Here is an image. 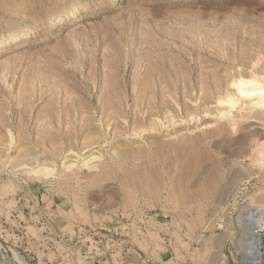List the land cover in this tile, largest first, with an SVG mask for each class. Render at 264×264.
<instances>
[{"label": "rangeland", "instance_id": "1", "mask_svg": "<svg viewBox=\"0 0 264 264\" xmlns=\"http://www.w3.org/2000/svg\"><path fill=\"white\" fill-rule=\"evenodd\" d=\"M14 34L8 48L2 41ZM0 42V246L12 217L23 219V206L38 202L67 238L76 235L74 225L102 238L117 221L152 217L154 242L125 245L133 249L123 264H139L136 252L148 264L161 260V237L172 238L176 254L192 264H237L241 254V264H249L241 227L251 207L264 211V110L242 111L248 120L235 127L219 121L217 110L236 90L235 75L264 81V0H0ZM93 157L100 160L81 167ZM46 163L52 174H30Z\"/></svg>", "mask_w": 264, "mask_h": 264}, {"label": "built area", "instance_id": "2", "mask_svg": "<svg viewBox=\"0 0 264 264\" xmlns=\"http://www.w3.org/2000/svg\"><path fill=\"white\" fill-rule=\"evenodd\" d=\"M30 210H36L40 216L31 218ZM22 211L23 214L27 213L26 217L21 219L18 214L13 216L9 229L2 231L5 234L4 237L1 235L5 248L3 245L0 246V264H19L14 254L23 260L25 264H85L79 259V255L86 260V264H123L127 253L131 255L130 252L133 249L131 247L124 249L125 245H132L131 243H135V241L142 242L144 239L153 243V236L154 234L157 235L156 227L152 223V217H150L151 221H149L142 214L140 217L141 221H137L136 224L133 221V223L117 221L113 226H109L113 230L106 229V234H103L102 238H97L99 233L94 234L92 230L86 232L83 227L75 225L73 229H77L76 235L73 238H67L54 220L44 210L40 209L38 202L31 207L23 206ZM130 216L128 214L127 219ZM236 221L238 224V220ZM120 222L121 224L115 226ZM244 224L243 222L242 225ZM30 228H33V230H30ZM117 229H122L121 231L125 235L118 234ZM130 230L133 231L129 232ZM255 231L259 242L258 245L263 251L262 256L264 258V211L263 215L258 218ZM158 235L161 236L160 232ZM160 243L167 247V250L161 255V260L155 264H192L189 256L186 257L181 252L176 254L172 238L169 237L168 240L167 237H161ZM82 250H86V256L82 253ZM136 253L139 255V264H148L150 262V258L146 254ZM236 254L239 256L238 253ZM242 256L241 254L237 264H241Z\"/></svg>", "mask_w": 264, "mask_h": 264}, {"label": "bare ground", "instance_id": "3", "mask_svg": "<svg viewBox=\"0 0 264 264\" xmlns=\"http://www.w3.org/2000/svg\"><path fill=\"white\" fill-rule=\"evenodd\" d=\"M87 4V3H86ZM88 9V8H87ZM168 18V17H167ZM170 22V21H169ZM212 22V21H211ZM45 23V22H44ZM199 23V22H198ZM197 23V24H198ZM169 24V23H168ZM174 24V23H173ZM173 24H171V25H173ZM199 25V24H198ZM173 26H175V25H173ZM180 27H182L181 25H179ZM186 27V26H185ZM184 27V28H185ZM12 30H15V29H12ZM23 30V29H22ZM148 30V29H147ZM29 31V30H28ZM152 31V30H151ZM168 31V30H167ZM184 31V30H183ZM191 31V30H190ZM205 31H207V30H205ZM14 32V31H13ZM143 32H144V29H143ZM149 32V31H148ZM147 32V33H148ZM169 32V31H168ZM189 32V31H188ZM187 32V33H188ZM31 33V32H30ZM150 33V32H149ZM184 33H186L185 31H184ZM186 33V34H187ZM191 32H189L188 34L189 35H191L192 36V33L190 34ZM248 33V32H247ZM141 34L143 35V33L141 32ZM144 34H145V32H144ZM187 34V35H188ZM213 34H214V32H213ZM217 34V33H216ZM222 34V33H221ZM167 35V34H166ZM169 35H171V34H169ZM194 35V34H193ZM236 35V34H235ZM145 36V35H144ZM157 36V35H156ZM155 36V37H156ZM180 36V35H179ZM179 36H177L178 38V40H180L181 38L179 37ZM190 36V37H191ZM199 36H200V34L196 37L197 38V40H199ZM204 36V35H203ZM232 36V35H231ZM159 37V36H158ZM172 37H173V35H172ZM193 37V36H192ZM229 37V36H228ZM227 37V38H228ZM19 38V34H14V35H11L10 37H8V38H6L4 41H2V43L5 45V46H9V45H11V44H13L17 39ZM149 38V37H148ZM180 38V39H179ZM217 38V37H216ZM216 38H215V44H214V42H213V44H214V46L217 44V48H218V46H219V43L217 42L218 40H216ZM222 38V37H221ZM24 39V38H23ZM160 39V38H159ZM184 39V38H183ZM182 39V40H183ZM186 39V38H185ZM185 39H184V42H185ZM194 39H195V36H194ZM204 39V38H203ZM255 39V38H254ZM28 40V39H27ZM27 40H25V41H27ZM165 40V39H164ZM187 40V39H186ZM189 40V39H188ZM201 40V39H200ZM166 41H167V39H166ZM194 41V40H193ZM204 41V40H203ZM214 41V40H213ZM224 41V40H223ZM233 41V40H232ZM235 41V40H234ZM233 41V42H234ZM257 41V40H256ZM164 42V41H163ZM201 42V41H200ZM207 42V41H206ZM221 42V41H220ZM1 43V42H0ZM19 43V42H18ZM173 43V42H172ZM188 45H189V42L187 41L186 42ZM185 44V43H184ZM165 45V44H164ZM172 46H174L173 44H171ZM207 45H210V44H207ZM229 45V44H228ZM7 46V47H8ZM168 46H169V43H168ZM168 46H166V47H168ZM176 46V45H175ZM198 46V45H197ZM206 45H204V47H205ZM213 46V47H214ZM221 46V45H220ZM156 47H157V44H156ZM177 47V46H176ZM9 48V47H8ZM202 48V47H201ZM207 48V47H206ZM222 48V47H221ZM220 48V50H222ZM169 49H170V47H169ZM184 49H186V47L184 48ZM193 49V48H192ZM205 49V48H204ZM216 49V48H215ZM156 50V49H155ZM199 50V49H198ZM225 50V49H224ZM170 51V50H169ZM176 51H178V50H176ZM186 51H189V50H186ZM151 52V51H150ZM158 52H159V49H158ZM192 52V51H191ZM197 52V51H196ZM195 52V53H196ZM204 52V51H203ZM161 53V52H160ZM170 53V52H169ZM201 53V52H200ZM218 53V52H217ZM155 54V56H156V54H157V57L156 58H158V56H159V54L157 53V51H156V53H154ZM171 54V53H170ZM173 54V53H172ZM175 54H177V53H175ZM174 55V54H173ZM172 55V56H173ZM261 55V54H260ZM194 56V55H193ZM195 56H196V54H195ZM226 56V55H225ZM239 56V55H238ZM259 56V55H258ZM190 57H191V55H190ZM197 57V56H196ZM152 58V57H151ZM161 58H163L162 56H161ZM170 58V57H169ZM181 58H182V56H181ZM180 58V59H181ZM187 58V57H186ZM222 58V57H221ZM234 59H236V58H234ZM262 59H264V57L262 58ZM261 59V60H262ZM150 60V59H149ZM158 60H159V58H158ZM161 60V59H160ZM181 60H183V59H181ZM190 60H191V58H190ZM195 60H197L196 58H195ZM201 60V59H200ZM260 60V59H259ZM260 60V61H261ZM178 61H179V59H178ZM253 61V60H252ZM263 61V60H262ZM261 61V62H262ZM190 62H192V61H190ZM193 62H194V60H193ZM218 62V61H217ZM147 63H149V62H147ZM162 63H164V62H162ZM182 63H184V61L182 62ZM181 63V64H182ZM199 63V62H198ZM156 64V63H155ZM165 64V63H164ZM178 64V63H177ZM220 64V63H219ZM237 64V63H236ZM261 64H263V63H261ZM143 65V64H142ZM167 65V64H166ZM222 65V64H221ZM257 65V64H256ZM254 66V67H256V69L255 70H252V68H253V66L251 65V67L252 68H250L251 69V71L253 72V71H256L257 70V67H258V65L257 66ZM264 65V64H263ZM139 66H141V65H139ZM147 66V65H146ZM155 66H158V65H155ZM162 66L164 67V65L162 64ZM211 66V65H210ZM171 67V66H170ZM146 68V67H145ZM148 68V67H147ZM156 68V67H155ZM159 68V67H158ZM157 68V69H158ZM166 68V67H165ZM169 68V67H168ZM185 68V67H184ZM196 68V67H195ZM199 68V67H198ZM140 70V69H139ZM155 70V69H154ZM234 70V69H233ZM237 70V69H236ZM249 70V69H248ZM145 71V70H144ZM149 71H150V69H149ZM158 71H160V69L158 70ZM184 71H186V70H184ZM198 71V70H197ZM230 71V70H229ZM140 72V71H139ZM187 72V71H186ZM206 72V71H205ZM222 72V71H221ZM144 74H145V72H143ZM142 73V74H143ZM164 73V72H163ZM169 73H172L171 71L169 72ZM254 73V72H253ZM184 74V73H183ZM196 74V73H195ZM208 74V73H207ZM138 75H140V73H138ZM138 75H136L135 74V76L137 77ZM181 75V74H180ZM211 75V74H210ZM251 75V74H250ZM144 76V75H143ZM185 76V75H184ZM216 76V75H215ZM234 76V75H233ZM256 76V75H255ZM135 77V78H136ZM146 77V76H145ZM145 77H143L144 79H145ZM171 77V79H172V76H170ZM254 77V76H253ZM257 78H255L254 77V79H252L251 78V80H247V78H245V80H244V78L242 79L241 78V76H240V80H236L237 79V77H236V75H235V81L234 82H232V87H234L236 90L232 93H228V94H226L225 95V97H223V98H218L219 100H218V105L220 106V109L219 110H217V108H216V110H217V112H218V114H219V121H221V122H225V123H228V124H230L231 126H233V127H235V125H236V122L238 121H240V119H243V116H241V114H242V111H247V110H254V109H261V110H264V81H262L263 83H260L259 81H260V78H258V76H256ZM182 78H184V77H182ZM194 78V77H193ZM212 78V77H211ZM221 78V77H220ZM68 79V78H67ZM150 79V78H149ZM185 79H187V78H185ZM214 79V78H213ZM222 79V78H221ZM257 79H259V81L257 80ZM175 80H177V79H175ZM200 80V79H199ZM217 80V79H216ZM215 80V81H216ZM231 80H232V78H231ZM234 80V79H233ZM257 80V81H256ZM262 80H264V79H262ZM142 81H144V80H142ZM142 81H140L141 83H139V85L140 86H142L141 84L143 83ZM146 81V80H145ZM171 81H173V79L171 80ZM179 81V80H178ZM187 81V80H186ZM185 81V82H186ZM195 81H196V79H195ZM208 81H210V80H208ZM212 81V80H211ZM174 82V81H173ZM172 82V83H173ZM190 82V81H189ZM220 82V81H219ZM136 83V82H135ZM165 83V82H164ZM164 83H163V85H164ZM167 83V82H166ZM192 83V82H191ZM198 83H199V81H198ZM197 83V84H198ZM213 83H214V81H213ZM221 83V82H220ZM34 84V83H33ZM137 84V83H136ZM175 84V83H174ZM184 84H186V83H184ZM189 84V83H188ZM194 84H196V83H194ZM208 84H210V83H208ZM226 84V83H225ZM117 85V84H116ZM138 85V86H139ZM162 85V86H163ZM204 85V84H203ZM206 85H207V83H206ZM231 85V84H230ZM137 86V85H136ZM144 86V85H143ZM169 86V85H168ZM195 86V85H194ZM201 86V85H200ZM149 87V86H148ZM152 87V86H151ZM160 87H161V85H160ZM166 87V86H165ZM173 87H175V86H173ZM196 87V86H195ZM231 87V86H230ZM135 88H137V87H135ZM140 88V87H139ZM138 88V89H139ZM180 88V87H179ZM206 88V87H205ZM59 89V88H58ZM141 89V88H140ZM148 89V88H147ZM158 89V88H157ZM159 89H161V88H159ZM185 89V88H184ZM212 89V88H211ZM144 90V89H143ZM156 90V89H155ZM167 90V89H166ZM173 90V89H172ZM175 90H177V89H175ZM189 90V89H188ZM213 90V89H212ZM140 91V90H139ZM181 91H183L182 90V88H181ZM193 91H194V89H193ZM204 91V90H203ZM81 92V91H80ZM167 92H168V90H167ZM188 92V91H187ZM211 92V91H210ZM226 92V91H225ZM70 93V92H69ZM195 93V92H194ZM65 94V93H64ZM115 94V93H114ZM134 94V93H133ZM139 95L141 94V93H138ZM144 94V93H143ZM206 94V93H205ZM208 94V93H207ZM68 95V94H67ZM73 95V94H72ZM122 95H123V93H122ZM135 95H137V94H135ZM75 96V95H74ZM147 96V95H146ZM148 96L150 97V93L148 94ZM152 96V95H151ZM169 96H171V95H169ZM196 96V95H195ZM201 96H202V94H201ZM209 96V95H208ZM224 96V95H223ZM65 97V96H64ZM122 97V96H121ZM142 97V96H141ZM155 97V96H154ZM162 97V96H161ZM200 97V96H199ZM203 97V96H202ZM214 97V96H213ZM106 98V97H105ZM142 98H144V97H142ZM153 98V97H152ZM165 98H166V96H165ZM178 98V97H177ZM176 98V99H177ZM192 98H194V97H192ZM197 98V97H196ZM41 99V98H40ZM163 99V98H162ZM173 99V98H172ZM64 100V99H63ZM66 100V99H65ZM142 100V99H141ZM207 100V99H206ZM29 101V100H28ZM119 101H120V99H119ZM159 101V100H158ZM167 101V100H166ZM174 101V100H173ZM197 101V100H196ZM79 102V101H78ZM102 102V101H101ZM112 102H113V100H112ZM170 102V101H169ZM175 102V101H174ZM190 102V101H189ZM195 102V101H194ZM212 102V101H211ZM56 103V102H55ZM59 103V102H58ZM86 103H88V102H86ZM106 103V102H105ZM121 103V102H120ZM126 103V102H125ZM139 103V102H138ZM146 103V102H145ZM209 103V102H208ZM29 104V103H28ZM70 104V103H69ZM136 105H137V103H135ZM162 104V103H161ZM67 105V104H66ZM71 105V104H70ZM74 105V104H73ZM107 105V104H106ZM115 105H117L116 103H115ZM122 105V104H121ZM125 105V104H124ZM151 105V104H150ZM160 105V104H159ZM170 105V104H169ZM179 105V104H178ZM178 105L176 106V107H178ZM188 105V104H187ZM81 106H83V105H81ZM80 106V107H81ZM108 106V105H107ZM192 106H194V105H192ZM191 106V107H192ZM202 106V105H201ZM200 106V107H201ZM204 106V105H203ZM205 106H206V104H205ZM210 106H213V104H211ZM61 107H62V104H61ZM64 107V106H63ZM74 107V106H73ZM79 107V106H78ZM102 107H104V106H102ZM101 107V108H102ZM109 107H110V105H109ZM108 107V110L107 111H109L110 112V108ZM113 108V110H115L114 109V106H112ZM116 107H118V105L116 106ZM143 107V106H142ZM66 108V107H65ZM83 108V107H82ZM118 108H120V107H118ZM138 109H139V107H137ZM202 108V107H201ZM204 108V107H203ZM86 109V108H85ZM125 109H126V107H125ZM145 109V108H144ZM175 109V108H174ZM178 109V108H177ZM194 109V108H193ZM210 109V108H209ZM258 109V110H259ZM62 110V109H61ZM70 110V109H69ZM69 110L67 109V111L69 112ZM120 110V109H119ZM140 110V109H139ZM197 110V109H196ZM199 110V109H198ZM201 110V109H200ZM216 110H214V108H213V111H216ZM59 111V110H58ZM66 111V112H67ZM147 111V110H146ZM186 111H187V109H186ZM185 111V112H186ZM255 111V110H254ZM62 112V111H61ZM67 112V113H68ZM75 112V111H74ZM83 112H85V111H83ZM101 112H102V110H101ZM117 112V111H116ZM115 112V113H116ZM119 112V111H118ZM121 112V111H120ZM142 112V111H141ZM171 112V111H170ZM208 112V111H207ZM257 112H259V111H257ZM60 113V112H59ZM64 113H65V111H64ZM66 113V114H67ZM144 113V112H143ZM173 113V112H172ZM194 113H196V112H194ZM200 113V112H199ZM198 113V114H199ZM209 113V112H208ZM256 113V112H255ZM255 113H254V115H255ZM43 114H45V113H43ZM49 114H51L52 115V113H51V111H50V113ZM57 114V113H56ZM63 114V113H62ZM76 114V113H75ZM83 114H85V113H83ZM83 114H82V116H83ZM103 114H104V112H103ZM138 114V113H137ZM155 114V113H154ZM158 114V113H157ZM174 114V113H173ZM172 114V115H173ZM214 114V113H213ZM217 114V115H218ZM65 115V114H64ZM67 115H69V114H67ZM71 115V114H70ZM88 115V114H87ZM160 115H161V113H160ZM165 115V114H164ZM175 115V114H174ZM209 115V114H208ZM246 115V114H245ZM58 116V115H57ZM66 116V115H65ZM72 116V115H71ZM73 116H75L74 114H73ZM81 116V117H82ZM149 116V115H148ZM189 116V115H188ZM197 116V115H196ZM216 116V115H215ZM251 116V115H250ZM260 116H262V115H260ZM49 117H52V116H50L49 115ZM70 117V116H69ZM68 117V118H69ZM159 117V116H158ZM174 117V116H173ZM186 117V116H185ZM190 117V116H189ZM206 117V116H205ZM208 117V116H207ZM57 118V117H56ZM66 118V117H65ZM64 118V119H65ZM106 118V117H105ZM180 118V117H179ZM200 118V117H199ZM249 118H251V117H249ZM254 118V117H253ZM258 118V117H257ZM260 118V117H259ZM46 119V118H45ZM49 119V118H48ZM52 119V118H51ZM61 119H62V117H61ZM60 119V120H61ZM70 119V118H69ZM150 119V118H149ZM148 119V120H149ZM160 119L162 120V118L160 117ZM188 119V118H187ZM247 119V118H246ZM246 119H243L244 121L246 120ZM84 120V119H83ZM147 120V121H148ZM152 120V119H151ZM159 120V119H158ZM163 120H165V118H163ZM177 120V119H176ZM192 119H190V121H191ZM207 120V119H206ZM248 120V119H247ZM261 120H262V118H261ZM71 121L72 120H70V123L69 124H71ZM77 121V120H76ZM75 121V122H76ZM105 121V120H104ZM154 121V120H153ZM172 121V120H171ZM217 121V120H216ZM215 121V122H216ZM53 122V123H52ZM52 122H51V124H54L55 122L52 120ZM65 122V121H64ZM69 122V121H68ZM73 122V121H72ZM137 122H139V121H137ZM145 122H146V120H145ZM152 122V121H151ZM180 122H182V121H180ZM179 122V123H180ZM201 122H202V120H201ZM204 122V121H203ZM250 122V121H249ZM60 123V122H59ZM58 123V124H59ZM77 123V122H76ZM157 123H158V121H157ZM162 123V122H161ZM165 123V122H164ZM174 123V122H173ZM199 123V122H198ZM212 123V122H211ZM244 123V122H243ZM264 123V122H263ZM69 124H68V126H69ZM115 124V123H114ZM149 124V123H148ZM147 124V125H148ZM166 124V123H165ZM181 124V123H180ZM238 124V123H237ZM241 124H242V122H241ZM66 124H64V126H65ZM80 125V124H79ZM145 125V124H144ZM146 125V126H147ZM156 125H158V124H156ZM164 125V124H163ZM173 124H171V125H168V126H172ZM187 125V124H186ZM225 125V124H224ZM240 125V124H239ZM73 126V125H72ZM88 126V125H87ZM115 126V125H114ZM139 126H141V125H139ZM149 126V125H148ZM152 126V125H151ZM237 126V125H236ZM55 127V126H54ZM66 127V126H65ZM76 127V126H75ZM78 127V126H77ZM150 127V126H149ZM161 126H159L158 128H160ZM196 127V126H195ZM198 127V126H197ZM229 127V129H230V126H228ZM232 127V128H233ZM53 128V127H52ZM72 128V127H71ZM71 128H70V130H71ZM110 128V127H109ZM114 128V127H113ZM137 128V127H136ZM141 128H142V126H141ZM157 128V127H156ZM161 128H163V127H161ZM160 128V129H161ZM182 128L184 129V127L182 126ZM191 128V127H190ZM207 128V127H206ZM214 128V127H213ZM219 128H221V127H219ZM232 128H231V130H232ZM61 129V128H60ZM63 129H65V128H63ZM143 129V128H142ZM151 129V128H150ZM174 129V128H173ZM181 129V128H180ZM179 129V130H180ZM189 129V128H188ZM228 129V130H229ZM234 129H237V127L236 128H234ZM233 129V130H234ZM247 129V128H246ZM255 129V128H254ZM81 130V129H80ZM112 130V129H111ZM114 130V129H113ZM140 130V129H139ZM153 130H154V128H153ZM157 130V129H156ZM162 130V129H161ZM172 130V129H171ZM215 130V129H214ZM214 130H212V131H214ZM218 130H220V129H218ZM231 130H230V132L229 133H231ZM119 131H121V130H119ZM142 131V130H141ZM165 131V130H164ZM167 131H169V129H167ZM166 131V132H167ZM182 131H184V130H182ZM185 131H186V129H185ZM188 131V130H187ZM221 131V130H220ZM41 132V131H40ZM79 132V131H78ZM97 132V131H96ZM113 132H115V131H113ZM112 132V133H113ZM125 132V131H124ZM132 132V131H131ZM134 134H135V136H137L136 134H138L139 132L138 131H135L134 130ZM142 132H144V130L142 131ZM150 132V131H149ZM151 132H153V131H151ZM156 132V131H155ZM176 132H178V131H176ZM196 132V131H195ZM224 132V135H225V132H226V129H225V131H223ZM252 132V131H251ZM122 133V132H121ZM133 133V132H132ZM161 133H163V132H161ZM188 133V132H187ZM205 133V132H204ZM203 133V134H204ZM212 133V132H211ZM221 133V132H220ZM220 133H218L219 135H220ZM235 133V132H234ZM156 134L157 133H155V136H156ZM166 134V133H165ZM191 134V133H190ZM199 134V133H198ZM222 134V133H221ZM233 134V133H232ZM249 134H251L250 132H249ZM256 134V133H255ZM150 135V134H149ZM151 135H152V133H151ZM163 135V134H162ZM170 135V134H169ZM197 135V134H196ZM213 135H216V134H213ZM224 135H222V136H224ZM235 135H236V133H235ZM246 135V134H245ZM244 135V136H245ZM264 135V134H263ZM91 136H95V135H91ZM147 136H148V134H147ZM154 136V135H153ZM153 136H151V137H153ZM154 136V137H155ZM164 136V135H163ZM162 136V137H163ZM179 136V135H178ZM181 136V135H180ZM179 136V137H180ZM191 136V135H190ZM201 136V135H200ZM248 136H250V135H248ZM258 137H259V135H257ZM53 137V136H52ZM68 137V136H67ZM83 137V136H82ZM98 137V136H97ZM97 137H95V139L97 138ZM139 137V136H138ZM160 137V136H159ZM172 137H173V135H172ZM186 137H187V135H186ZM194 137V136H193ZM192 137V138H193ZM207 137H208V134H207ZM211 137V136H210ZM219 137V136H218ZM85 138V137H84ZM87 138V137H86ZM140 138V137H139ZM171 138V137H170ZM177 138V137H176ZM196 138V137H195ZM194 138V139H195ZM203 138V137H202ZM211 138H213V137H211ZM242 138V137H241ZM245 138V137H244ZM252 138V137H251ZM257 138V137H256ZM91 139V138H90ZM93 139V138H92ZM138 139V138H137ZM178 139V138H177ZM186 140H187V138H185ZM198 139V138H197ZM205 139V138H204ZM210 139V138H209ZM50 140V139H49ZM51 140H52V138H51ZM141 140V139H140ZM144 140V139H143ZM163 140V139H162ZM170 140V139H169ZM184 140V139H183ZM189 140H191V141H193V139H189ZM230 140V139H229ZM256 140H258V139H256ZM56 141V140H55ZM68 141H70V140H68ZM67 141V142H68ZM173 141H174V138H173V140H171V144L173 143ZM179 141H181V140H179ZM185 141V140H184ZM191 141H189V142H191ZM199 141H201V140H199ZM199 141L198 142H196L197 144L196 145H198V143H199ZM205 141H207V140H205ZM251 141V140H250ZM259 141V140H258ZM258 141H256V142H258ZM50 142V141H49ZM72 142V141H71ZM87 142H88V140H87ZM92 142H93V140H92ZM144 142V141H143ZM177 142V141H176ZM183 142V141H182ZM186 142V141H185ZM188 142V143H189ZM249 142V141H248ZM259 142H261V139H260V141ZM258 142V143H259ZM52 143H54V142H52ZM51 143V144H52ZM192 143H194V141L192 142ZM246 143V142H245ZM253 143H254V141H253ZM60 144V143H59ZM57 142H56V145H59ZM170 144V145H171ZM177 144V143H176ZM182 144V143H181ZM195 144V143H194ZM193 144V146H195ZM203 144V143H202ZM205 144V143H204ZM249 144V143H248ZM163 145H164V143H163ZM173 145V144H172ZM256 145V144H255ZM263 145V144H262ZM53 146V144L51 145V147ZM174 146V145H173ZM190 146V145H189ZM193 146H190V147H193ZM199 146V145H198ZM203 146V145H202ZM257 146V145H256ZM255 146V147H256ZM260 146H261V143H260ZM54 147V146H53ZM60 147V146H59ZM161 147H163V146H161ZM160 147V148H161ZM166 147H167V143H166ZM170 147V146H169ZM175 147H176V145H175ZM177 147H178V145H177ZM181 147V146H180ZM231 147V146H230ZM242 147H244L243 145H242ZM247 147V146H246ZM257 147H259V146H257ZM257 147H256V149H254V152H255V150H258L257 149ZM263 147V146H262ZM164 148V147H163ZM171 148V147H170ZM182 148H184L183 146H182ZM185 148H187V147H185ZM189 148V147H188ZM196 148V147H195ZM194 148V149H195ZM203 148V147H202ZM233 148V147H232ZM264 148V147H263ZM158 149H159V147H158ZM162 149V148H161ZM161 149H159V150H161ZM190 149V148H189ZM200 149V148H199ZM239 148H237V150H238ZM244 149V148H243ZM260 149H261V147H260ZM53 150V149H52ZM56 150H57V148H56ZM177 151H179L180 150V148H179V150L178 149H176ZM183 150H185V149H183ZM240 150V149H239ZM245 150V149H244ZM250 150V149H249ZM262 151H263V149H261ZM162 151V150H161ZM229 151V150H228ZM248 151V150H247ZM163 152V151H162ZM161 152V153H162ZM168 152V151H167ZM169 152H171V150H169ZM187 152V151H186ZM185 152V155H187V158H188V153H186ZM236 152V151H235ZM238 152V151H237ZM240 152V151H239ZM177 153H179V152H177ZM183 153V152H182ZM181 153V154H182ZM242 153V152H241ZM149 154V153H148ZM147 154V155H148ZM163 154V153H162ZM174 154V153H173ZM180 154V153H179ZM184 154V153H183ZM238 154V153H237ZM252 154V156H253V153H251ZM255 154V153H254ZM257 154H258V152H257ZM93 155V154H92ZM94 155H96V154H94ZM241 155V154H240ZM113 156V155H112ZM111 156V157H112ZM118 156V155H117ZM142 156V155H141ZM152 156V155H151ZM167 156V155H166ZM168 156H169V154H168ZM178 156H181V155H175V157H177L178 158ZM190 156V155H189ZM199 156V155H198ZM201 156V155H200ZM203 156V155H202ZM74 157H76L77 158V156H74ZM91 157V156H90ZM89 157V158H90ZM162 157V156H161ZM160 157V158H161ZM172 157H173V155H172ZM240 157V156H239ZM249 157V156H248ZM115 158V157H114ZM150 158V157H149ZM148 158V159H149ZM171 158V157H170ZM181 158V157H180ZM180 158H178L179 160H180V162L182 163V160L180 159ZM183 158H185V156H183ZM187 158H185V159H187ZM191 158V157H190ZM197 158V157H196ZM83 159H85V158H83ZM97 159V160H96ZM147 159V160H148ZM153 159V158H152ZM175 159V158H174ZM193 159V158H192ZM253 159V158H252ZM255 159V158H254ZM261 159V158H260ZM94 160H96V161H98V160H100V157H93V158H91V159H89V160H86V161H84L83 160V164H81V167L83 168V166H88V165H90V166H94V164L92 163V162H94ZM146 160V159H145ZM162 160V159H161ZM166 160H168L167 158H166ZM165 160V161H166ZM184 160V159H183ZM188 160V159H187ZM68 161V160H67ZM66 161V162H67ZM74 161V160H73ZM152 161V160H151ZM172 161V160H171ZM177 161V160H176ZM189 161V160H188ZM191 161V160H190ZM203 161V160H202ZM252 161H254V160H252ZM69 162V161H68ZM90 162H91V164H93V165H91L90 164ZM150 162V161H149ZM153 162V161H152ZM151 162V163H152ZM161 162V161H160ZM168 162V161H167ZM185 162V161H184ZM166 163V162H165ZM169 163H170V161H169ZM178 163H179V161H178ZM223 163V162H222ZM53 163H51V165H52ZM64 164V163H63ZM69 164V163H68ZM67 164V165H68ZM167 164V163H166ZM226 164V163H225ZM255 164V163H254ZM261 164V163H260ZM48 164L46 163L43 167H40V168H38V169H34L35 167H33L32 169H31V172H30V174L31 173H33V174H35L36 175V177H37V175H45V176H48V175H50V174H52L53 172H54V170H55V168L54 167H52V166H47ZM54 165V164H53ZM65 165H66V163H65ZM64 165V166H65ZM74 165V164H73ZM73 165L71 164H69V166H70V169H72L71 168V166L73 167ZM252 165V164H251ZM38 166H39V164H38ZM38 166H36V167H38ZM41 166V165H40ZM256 166V165H255ZM23 167V166H22ZM25 167V166H24ZM96 167V166H95ZM95 167H94V169H95ZM98 167V166H97ZM63 168H66V167H63ZM86 168V167H85ZM88 169H90L89 167H87ZM30 169V168H29ZM68 169V168H67ZM98 169V168H97ZM96 170V169H95ZM102 173V172H101ZM100 174V173H99ZM101 175V174H100ZM240 175V174H239ZM35 177V178H36ZM9 181H11V180H9ZM10 185H11V183H10ZM10 185H6L5 187H6V190H11L12 191V185L10 186ZM261 208V207H260ZM261 209L259 210V209H255L254 207H251V209H249V212H250V216H249V218L247 219V222L244 224V225H242V236H243V238L246 240V245H245V248L243 249V251H242V253L247 257V259L250 261L249 262V264L251 263V264H264V258H263V251L260 249V247H259V242H258V239H257V235H256V224H257V221H258V218L259 217H261ZM18 259V258H17ZM18 261V263H20V260L18 259L17 260Z\"/></svg>", "mask_w": 264, "mask_h": 264}]
</instances>
